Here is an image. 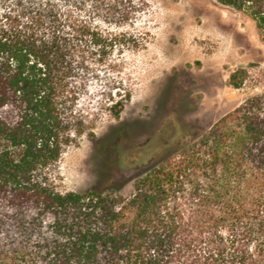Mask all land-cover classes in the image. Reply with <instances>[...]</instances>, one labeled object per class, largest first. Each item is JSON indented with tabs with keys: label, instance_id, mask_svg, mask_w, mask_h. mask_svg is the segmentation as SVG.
<instances>
[{
	"label": "trees",
	"instance_id": "1",
	"mask_svg": "<svg viewBox=\"0 0 264 264\" xmlns=\"http://www.w3.org/2000/svg\"><path fill=\"white\" fill-rule=\"evenodd\" d=\"M132 1L0 0V264H264V92L133 178L104 158L93 186L56 190V164L88 120L76 109L85 81L103 78L116 120L130 100L109 60L130 38L76 13L89 6L103 22L118 6L126 20ZM214 1L264 41V0Z\"/></svg>",
	"mask_w": 264,
	"mask_h": 264
},
{
	"label": "rangeland",
	"instance_id": "2",
	"mask_svg": "<svg viewBox=\"0 0 264 264\" xmlns=\"http://www.w3.org/2000/svg\"><path fill=\"white\" fill-rule=\"evenodd\" d=\"M132 2L126 20H120L123 8L118 6L103 22L104 11L92 13L87 6L76 13L104 32L130 38L109 59L120 65L114 77L130 100L116 120L101 106L103 78L85 81L76 109L88 120L56 164L59 192L93 186L104 158L119 177L133 178L168 145L191 140L245 99L264 92V41L249 16L214 0ZM237 70L245 75L234 88L228 80ZM115 132L120 133L111 142ZM130 187L131 182L122 192Z\"/></svg>",
	"mask_w": 264,
	"mask_h": 264
}]
</instances>
